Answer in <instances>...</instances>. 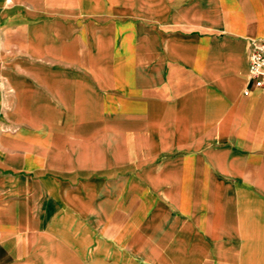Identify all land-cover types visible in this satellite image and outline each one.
I'll list each match as a JSON object with an SVG mask.
<instances>
[{"label": "crops", "instance_id": "obj_1", "mask_svg": "<svg viewBox=\"0 0 264 264\" xmlns=\"http://www.w3.org/2000/svg\"><path fill=\"white\" fill-rule=\"evenodd\" d=\"M259 38L264 0H0V264H264Z\"/></svg>", "mask_w": 264, "mask_h": 264}, {"label": "built area", "instance_id": "obj_2", "mask_svg": "<svg viewBox=\"0 0 264 264\" xmlns=\"http://www.w3.org/2000/svg\"><path fill=\"white\" fill-rule=\"evenodd\" d=\"M252 91L264 94V38L254 39L249 43L243 94L249 95Z\"/></svg>", "mask_w": 264, "mask_h": 264}, {"label": "rangeland", "instance_id": "obj_3", "mask_svg": "<svg viewBox=\"0 0 264 264\" xmlns=\"http://www.w3.org/2000/svg\"><path fill=\"white\" fill-rule=\"evenodd\" d=\"M75 184V182L73 183V185H72V187H70V189H68L67 190V195H66V197L68 196V194L70 193V194H72V192H73V188H74V185ZM66 200H67V198H66ZM60 201V205L62 206V208L64 207V203L66 204L65 206V213L66 214H70L69 215V217H67V219H79V210L82 208V207H80L79 208V206L77 207V208H73L72 206H70L69 204H71V203H69L68 204V202L67 201ZM89 206H90V204H89V202H87L86 204H85V207L83 206V208H84V211H86V209L88 210V208H89ZM79 209V210H78Z\"/></svg>", "mask_w": 264, "mask_h": 264}]
</instances>
